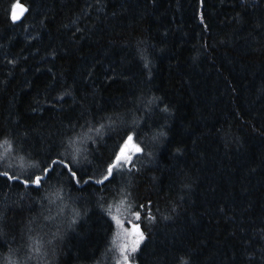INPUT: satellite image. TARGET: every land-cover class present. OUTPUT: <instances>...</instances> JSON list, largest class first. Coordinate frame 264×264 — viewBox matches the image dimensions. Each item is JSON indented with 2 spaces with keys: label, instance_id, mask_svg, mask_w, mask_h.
Listing matches in <instances>:
<instances>
[{
  "label": "trees",
  "instance_id": "obj_1",
  "mask_svg": "<svg viewBox=\"0 0 264 264\" xmlns=\"http://www.w3.org/2000/svg\"><path fill=\"white\" fill-rule=\"evenodd\" d=\"M5 171L0 264H264V0H0Z\"/></svg>",
  "mask_w": 264,
  "mask_h": 264
},
{
  "label": "snow or ice",
  "instance_id": "obj_2",
  "mask_svg": "<svg viewBox=\"0 0 264 264\" xmlns=\"http://www.w3.org/2000/svg\"><path fill=\"white\" fill-rule=\"evenodd\" d=\"M17 9H20V5L19 4H16L13 7V11H12V19H13V21L18 20L20 18V13L17 12ZM22 11H23V9H20L21 13H22ZM103 127L104 126L101 125L100 128L95 129V131L97 133H99L100 129L103 128ZM91 131H92V129L89 128L88 132H91ZM125 135H127V134H125ZM85 136H87V133H85ZM132 141H133V136H131V135H127V139L126 140L122 139V143H123L124 147L121 148L119 144L117 145V148L119 149V152H117L115 150L113 151L112 157L107 162V166L105 168L106 174L103 176V179L97 181V183L103 184L106 181L107 182H112L116 178V176L120 174V172L124 168L125 164L132 160V156L127 154L128 146L130 144H132ZM3 144L8 146L6 148V151L11 148V145L9 144V142L7 140H5L3 142ZM133 147H134V150H135L136 153H141L143 151V149L140 148L138 145H133ZM21 159H23V158H21ZM51 163L54 166L57 165V164H63V166L65 168L69 167V165L64 163L63 160L52 161ZM54 171H55L54 167H52V168L45 167V169L43 170V175L30 176L27 179H24L23 183L25 184V186L35 185L37 187H41L43 185L44 181H45V177L48 176L51 172H54ZM71 174H72L73 178L76 177V173L74 171ZM0 176L5 177L7 180H19L20 179L19 176L15 175V174H11L10 175L7 171L0 172ZM85 183H87V181H85ZM56 195L58 196V193H56ZM139 217H140V213L137 212L136 213V218L139 219ZM117 223H119V221H117ZM136 235H138V239L133 241V247H132V251L133 252L137 250V247L140 244V242L145 239L144 235L142 233H140L139 226H137V228H136ZM37 251H38V249H37ZM124 260H125V262L128 261V256L127 255L124 256Z\"/></svg>",
  "mask_w": 264,
  "mask_h": 264
},
{
  "label": "water",
  "instance_id": "obj_3",
  "mask_svg": "<svg viewBox=\"0 0 264 264\" xmlns=\"http://www.w3.org/2000/svg\"><path fill=\"white\" fill-rule=\"evenodd\" d=\"M20 9H23L22 13L20 12ZM20 9H17V12L20 13V18H21L23 16V14H24V8L20 5ZM15 21H17V20H15Z\"/></svg>",
  "mask_w": 264,
  "mask_h": 264
},
{
  "label": "rangeland",
  "instance_id": "obj_4",
  "mask_svg": "<svg viewBox=\"0 0 264 264\" xmlns=\"http://www.w3.org/2000/svg\"><path fill=\"white\" fill-rule=\"evenodd\" d=\"M121 230L123 233H126L127 229H125L122 225H121Z\"/></svg>",
  "mask_w": 264,
  "mask_h": 264
}]
</instances>
